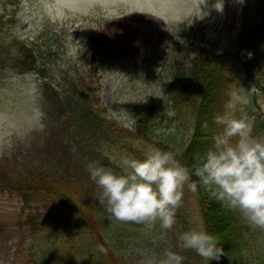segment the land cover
<instances>
[{
  "label": "trees",
  "instance_id": "obj_1",
  "mask_svg": "<svg viewBox=\"0 0 264 264\" xmlns=\"http://www.w3.org/2000/svg\"><path fill=\"white\" fill-rule=\"evenodd\" d=\"M6 2L15 0H0ZM242 6L240 30L244 34H238L235 49L213 47L204 35L194 32V27L168 43L162 54L170 70L162 80L159 107L134 110V125L129 130L108 117L99 103L96 71L107 57L98 60L100 48L94 47L95 43L85 57L88 64L61 62L57 48L62 44L56 45L60 29L51 28L46 36L21 38L9 30L17 20L16 10L3 8L0 75L9 68L34 73L42 106L40 135L0 154V192L17 197L19 213L26 211L24 230L30 247L37 251L34 264H113V250L118 251L126 242L116 239L112 231L107 249L102 236L108 223L117 220L99 206L100 189L90 180L87 164L96 161L121 173L112 150L122 157L142 159L146 148L156 147L176 154L182 164L194 169L220 131L215 117L229 111V90L236 85L235 76L243 75L250 89L245 111L237 110L235 115L247 116L253 122V136L264 137V110L256 95L264 97V0H256L252 17L247 5ZM120 34L126 50H155L143 31ZM95 35L90 33L85 42L95 40ZM144 43L146 47L139 49ZM192 180H198L194 173ZM188 192L198 207L200 227L219 239L224 252L219 261L208 264H264V239L255 236L257 231L264 235V230L250 226L239 212L212 198L203 187H198L197 193L185 187L184 194ZM186 202L190 201L183 199V207ZM181 210L177 209L176 223L170 230L178 241L181 233L195 227L190 222L191 213ZM179 245L183 264H205L195 251ZM102 246L108 251L104 260L99 257Z\"/></svg>",
  "mask_w": 264,
  "mask_h": 264
},
{
  "label": "rangeland",
  "instance_id": "obj_2",
  "mask_svg": "<svg viewBox=\"0 0 264 264\" xmlns=\"http://www.w3.org/2000/svg\"><path fill=\"white\" fill-rule=\"evenodd\" d=\"M1 4H5L6 9L16 10L17 20L9 30L21 38L32 39L37 34L46 36L51 28L60 29V42L56 45L62 44L57 48L61 62L70 60L78 66L88 64L85 57L95 43L94 47L100 48L98 60L107 57L96 71L99 103L108 117L129 130L134 125V110L159 107L164 88L162 80L170 70L162 54L168 43L176 42L194 27V32L204 35L213 47L230 46L233 50L238 34H244L240 30L242 5H247L249 17H252L256 0H15V3H0V12L4 8ZM136 29L144 32L155 50L147 53L124 48L120 33H134ZM92 32L97 33L95 40L87 44L85 39ZM158 39L161 44L157 43ZM145 47L144 43L139 49ZM233 81L236 85L233 91L229 90L228 107L234 105L236 111L244 112L250 94L247 80L242 75L241 78L235 76ZM256 95L264 110V97L260 93ZM41 108L38 79L34 73H17L9 68L0 75V154L18 142L28 143L40 135ZM178 118L182 126L181 116ZM112 154L123 171V160L128 157L125 154L122 157L116 149ZM189 194H184L183 199L190 202L179 210L191 213L190 222L199 228L198 207ZM20 210L17 197L0 192V264H34L37 251L30 247L24 230L26 211L19 213ZM161 230L159 223L149 228L111 221L102 237L107 249H110L112 231L116 239L126 242L118 251L113 250V264H148L151 258L162 256L166 249L178 252L176 235L170 230L160 233ZM255 236L264 239L258 231ZM107 252L102 246L99 257L105 258Z\"/></svg>",
  "mask_w": 264,
  "mask_h": 264
},
{
  "label": "clouds",
  "instance_id": "obj_3",
  "mask_svg": "<svg viewBox=\"0 0 264 264\" xmlns=\"http://www.w3.org/2000/svg\"><path fill=\"white\" fill-rule=\"evenodd\" d=\"M235 112L229 105V111L215 117L220 131L194 169L176 154L156 147L146 148L142 159L125 158L120 174L96 161L87 164L90 180L100 189L99 206L119 222L149 228L159 223L167 231L176 223L185 187L193 193L203 187L250 226L264 230V137L253 136V122ZM193 173L197 181L192 180ZM178 239L182 249L195 251L205 264L224 254L219 239L203 227L191 228ZM183 260L178 252L166 249L148 264H183Z\"/></svg>",
  "mask_w": 264,
  "mask_h": 264
}]
</instances>
